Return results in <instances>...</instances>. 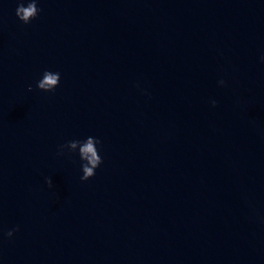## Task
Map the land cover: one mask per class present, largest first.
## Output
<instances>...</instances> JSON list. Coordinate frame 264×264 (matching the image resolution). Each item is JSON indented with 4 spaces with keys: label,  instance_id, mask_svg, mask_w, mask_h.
Masks as SVG:
<instances>
[{
    "label": "water",
    "instance_id": "1",
    "mask_svg": "<svg viewBox=\"0 0 264 264\" xmlns=\"http://www.w3.org/2000/svg\"><path fill=\"white\" fill-rule=\"evenodd\" d=\"M19 2L0 0V264H264V0H37L27 25ZM90 136L81 182L58 153Z\"/></svg>",
    "mask_w": 264,
    "mask_h": 264
},
{
    "label": "clouds",
    "instance_id": "2",
    "mask_svg": "<svg viewBox=\"0 0 264 264\" xmlns=\"http://www.w3.org/2000/svg\"><path fill=\"white\" fill-rule=\"evenodd\" d=\"M41 10L37 7V0H30L27 3V6H24L22 0L18 3V6L15 11V15L17 19L24 25L29 24L33 19L37 17ZM264 60V57H262ZM60 81V73L45 71L42 75V79H40L36 85L37 90L42 92H52L56 89ZM223 81H220V84L223 85ZM31 91V86L28 88ZM215 102H212V107H215ZM100 141L94 137H88L84 141L80 140H72L67 144L61 145L58 154H63L64 149H67L69 153L77 152L81 161V171L82 176L80 177L81 182L88 181L95 175V170L102 163V159L98 154V145ZM46 184L51 187V180H46ZM9 231L6 233L8 238L12 237L13 232Z\"/></svg>",
    "mask_w": 264,
    "mask_h": 264
}]
</instances>
